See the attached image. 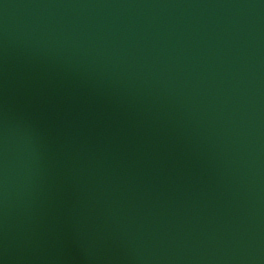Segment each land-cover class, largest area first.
Instances as JSON below:
<instances>
[{"label":"water","instance_id":"obj_1","mask_svg":"<svg viewBox=\"0 0 264 264\" xmlns=\"http://www.w3.org/2000/svg\"><path fill=\"white\" fill-rule=\"evenodd\" d=\"M0 264H264V0H0Z\"/></svg>","mask_w":264,"mask_h":264}]
</instances>
